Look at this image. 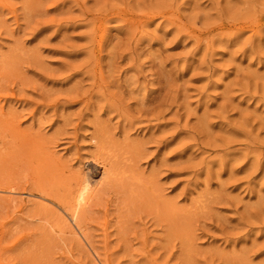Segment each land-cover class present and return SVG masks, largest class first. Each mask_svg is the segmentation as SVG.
Instances as JSON below:
<instances>
[{
    "label": "rangeland",
    "instance_id": "374dc122",
    "mask_svg": "<svg viewBox=\"0 0 264 264\" xmlns=\"http://www.w3.org/2000/svg\"><path fill=\"white\" fill-rule=\"evenodd\" d=\"M0 264H264V0H0Z\"/></svg>",
    "mask_w": 264,
    "mask_h": 264
},
{
    "label": "bare ground",
    "instance_id": "6f19581e",
    "mask_svg": "<svg viewBox=\"0 0 264 264\" xmlns=\"http://www.w3.org/2000/svg\"><path fill=\"white\" fill-rule=\"evenodd\" d=\"M101 166H103L104 168L102 171L103 172L102 175L104 174L106 175L108 170H106L107 168H105V163L102 162ZM101 183H102V180L93 181L88 177L87 173H84L82 174V176H80L77 179L73 188L72 187H69L70 189L68 188L67 192L70 198L66 204H62V206L60 207H62L61 209L64 212V214L62 213L63 214L62 219L66 221V225L69 231H73L74 229H73V225L70 224L68 218H70V220L73 222L74 226L77 229H80V226H79L80 213L82 209L84 208V206L90 202L96 189Z\"/></svg>",
    "mask_w": 264,
    "mask_h": 264
}]
</instances>
